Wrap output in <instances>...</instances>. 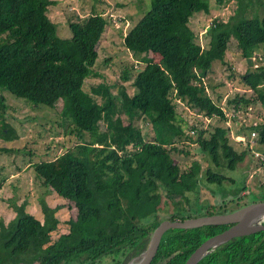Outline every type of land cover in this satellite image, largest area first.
<instances>
[{
	"label": "trees",
	"instance_id": "obj_1",
	"mask_svg": "<svg viewBox=\"0 0 264 264\" xmlns=\"http://www.w3.org/2000/svg\"><path fill=\"white\" fill-rule=\"evenodd\" d=\"M227 1L215 3L221 6ZM237 2L228 20H212L205 49L196 41L190 19L195 13H208L209 0H149L137 22L125 33L119 30L124 50L144 65H126L113 83H94L88 80L104 79L95 67L109 23L103 14L76 17L68 22L69 36L60 37L48 16L56 0H0V139H18L5 121L4 91L34 106L59 109L57 125L70 135L71 143L47 159L44 156H50L53 148L49 143L43 153L36 151L34 140L22 148L26 151L29 146L23 154L32 155L33 148L39 156L30 161L37 182L74 210L67 233L51 242L49 232L58 221L55 213L60 206L52 208L40 201V220L26 211L25 203H14L15 217L7 224L0 220V264H66L83 253L94 258L102 248L126 241L130 245L125 264L145 248L147 239L142 237L159 224L162 194L178 209L188 193L198 194L203 178L220 184L227 178L225 172L243 162L251 148L248 144L235 149L228 127L210 130L209 124H189L177 111L180 101L206 118L227 121L222 95L213 98L207 91L205 79L212 64L225 62L231 40L246 61L264 45V12L247 16L245 4ZM153 54L159 56L157 61ZM249 65L236 76L255 95L228 99L234 115L252 103L264 109V65L253 70ZM130 80L132 94L123 85ZM140 121L147 131H142ZM248 129V135L255 131L256 150L264 160V121ZM194 142L207 157L205 170L199 161L181 169L172 157L173 151L188 154L184 147ZM13 150L21 149L0 145V154ZM258 165L263 166L260 159ZM215 227L169 229L151 264H184L203 239L216 233ZM206 229L210 232L200 238V230ZM223 263L264 264V231L228 241ZM198 264L218 263L210 257Z\"/></svg>",
	"mask_w": 264,
	"mask_h": 264
},
{
	"label": "rangeland",
	"instance_id": "obj_2",
	"mask_svg": "<svg viewBox=\"0 0 264 264\" xmlns=\"http://www.w3.org/2000/svg\"><path fill=\"white\" fill-rule=\"evenodd\" d=\"M241 1L245 4V13L247 16H261L263 14L264 0ZM209 3L210 10L208 13H195L190 19V26L196 33V41L205 49L209 41L206 33L212 20L219 18L226 21L235 13L238 7L237 0H229L221 6H218L215 0H209ZM148 6L149 0H56V4L49 7L48 16L56 24L57 34L60 37L69 36L70 30L68 22L76 19V17L84 18L92 12H96L103 14L108 19V26L100 39L99 55L95 66L104 75V79L102 77H95L90 78L88 81L94 83L102 81L113 83L119 78L121 70L126 65H144L143 63L134 62L130 54L124 50L121 44L119 30L121 29V32L125 33L137 22L144 11L149 8ZM262 54L264 55V45L258 48L255 56L248 63L240 55L235 40H231L225 54V62L214 61L211 71L205 79L208 87L207 91L213 98L217 94L222 95L220 103L226 115L230 117L228 130L231 133L228 131V135L230 136V134L236 133L238 129L239 132L243 133L242 136L240 135L241 138L230 139L231 144L237 150H243L248 146V126L264 121V109L259 103H252L246 107H241L240 111L235 114V118H233L234 116L231 117L234 114L233 110L227 101L237 94H244L249 98L254 97L255 93L243 85V83L239 82L236 74L244 73L249 64L250 70L264 65ZM152 59L157 61L159 56L153 54ZM130 82L131 80L123 83L128 94L133 93V87ZM219 82L223 84L219 85ZM213 86L215 87L213 88ZM85 87L88 88V85ZM4 93L8 105L5 113V121L14 127L18 139L10 142H3L0 139V145L19 147L22 151L16 152L13 150L12 152L0 154V220L4 224H7L15 217L14 203L16 206L25 203L26 211L34 214L40 220H43L40 201L47 203L52 208L60 206L55 213L58 221L55 222L53 229L49 232L50 241L53 242L57 240L60 234L67 233L69 230L68 219L73 216L74 210L57 193L47 191L37 182L34 171L35 165L30 163V161L32 158L38 159L39 156L33 148H31L33 150L32 155L23 154L29 151V146L26 147V151H23L22 147H24L26 141L31 143V140H34L38 148L36 151L43 153L45 152V143H49L53 148L49 152L50 156L44 157L45 159L53 158L71 143L69 141L70 135L65 134L63 127L57 125V122L60 121L58 117L61 116L59 109L49 108L43 105L34 106L29 101L23 98H17L7 91H4ZM177 111L182 119L189 124L199 125L200 127L201 125L206 127L209 124L210 130L218 125L226 127V123H223L218 118H206L197 112V110L180 101L177 103ZM139 124L143 132L148 130L143 122L140 121ZM188 132L191 134V131ZM177 146L181 149L183 147L180 143ZM184 149L188 151V154L172 152L173 159L179 164L181 169H187L193 161H199L202 169H206L209 165L206 160L207 157L200 150L196 142L185 146ZM254 149L259 148L255 146ZM225 171L227 170L222 169V172ZM229 174L234 178L236 175H243L245 178L243 182L238 181V183H234L235 185H228L229 188H225V183H223L224 187L219 185L212 186L214 191H232L242 183L245 186V190L242 192L250 193L244 198L246 200L244 204L248 201L264 199V166L261 167L258 165V160L254 154L251 155L248 152L243 162L235 167L233 173L229 172ZM204 182L205 180L203 178V181L200 183L202 184ZM188 194L192 196V194ZM199 197L202 199H210L209 201L212 202V196L203 189H201ZM225 198L227 199L228 197ZM165 199V195L162 194L160 215L169 214L174 209V205L169 200L165 201Z\"/></svg>",
	"mask_w": 264,
	"mask_h": 264
},
{
	"label": "water",
	"instance_id": "obj_3",
	"mask_svg": "<svg viewBox=\"0 0 264 264\" xmlns=\"http://www.w3.org/2000/svg\"><path fill=\"white\" fill-rule=\"evenodd\" d=\"M251 58H247L249 62ZM226 196L219 194V198ZM229 226L199 244L184 264H197L205 255L234 238L264 231V199L248 201L246 204L225 213L190 217L184 220H162L149 235L147 246L131 257L125 264H151L164 233L169 229H192L209 225Z\"/></svg>",
	"mask_w": 264,
	"mask_h": 264
},
{
	"label": "flooded vegetation",
	"instance_id": "obj_4",
	"mask_svg": "<svg viewBox=\"0 0 264 264\" xmlns=\"http://www.w3.org/2000/svg\"><path fill=\"white\" fill-rule=\"evenodd\" d=\"M219 169H222V168H219ZM234 170H230V171L225 172L227 178H225V180H223L222 183H220V184H217L215 182L214 183H208L206 181L204 183H202L198 189L199 192L197 195L194 192H190V194H192V196L187 194L188 199L183 197L182 198L183 203L178 209H176L174 207L173 211L170 212L169 214L160 215V218H161L160 222L164 219L170 220V218H173L172 220H177V219L184 220V219H187L190 217L225 213V212L232 211V210L244 205V202H246V200L244 198H246L248 196V194H250V193H245V192H242L243 190H240L244 186V185H242V183L240 184V186H236V188H234L232 191L224 189L225 191L223 192V195L228 197L227 199L226 198H219V194H222V192L214 191V189L212 188V186H218V185L224 187L223 183L226 184L225 188H229L228 185H235L234 183H238V181L243 182V180L245 178L243 175L242 176L236 175L234 178V177H232V175L229 174V172L233 173ZM201 189H203L204 191H207L208 194L210 196H212V198H211L212 202L209 201L210 199H207V198L202 199L201 197H199ZM182 206L185 207L184 210L181 209ZM214 226H216L215 227L216 233H219V232L223 231L224 229H226L229 226V224L214 225ZM203 227H206V226H203ZM198 228H202V227H198ZM192 229H194V228H192ZM150 232L146 236L142 237V239L143 238L147 239V243L149 240ZM206 232H210V231H208L207 229L206 230H200V232H199L200 238H203L205 236ZM165 233H164V235H165ZM216 233H214V234H216ZM209 237H211V236H208L205 239H203L201 241V243ZM147 243H146V246H147ZM227 243L228 242L223 243L220 246H218L215 250H213L212 252L205 255L202 259H200L198 261V263L201 260H203L204 258L212 257L213 259H216L218 264H224L223 259H224V254L226 251V244ZM129 245L130 244L128 242L124 241L121 244H119V245H117L111 249L102 248V251L98 255H96L94 258L88 257L87 254L83 253L78 258L69 260L66 264H122L128 255ZM208 256H210V257H208Z\"/></svg>",
	"mask_w": 264,
	"mask_h": 264
},
{
	"label": "built area",
	"instance_id": "obj_5",
	"mask_svg": "<svg viewBox=\"0 0 264 264\" xmlns=\"http://www.w3.org/2000/svg\"><path fill=\"white\" fill-rule=\"evenodd\" d=\"M254 136H255V131L251 130V132L249 133V139H248L249 140V147L251 148L250 151H251V153H253L255 155V157L258 160L260 159L262 161V165L264 166V160H263L262 152L254 149V147H255Z\"/></svg>",
	"mask_w": 264,
	"mask_h": 264
},
{
	"label": "crops",
	"instance_id": "obj_6",
	"mask_svg": "<svg viewBox=\"0 0 264 264\" xmlns=\"http://www.w3.org/2000/svg\"><path fill=\"white\" fill-rule=\"evenodd\" d=\"M233 115H234V114H233ZM234 116H235V115H234ZM229 118H230V117H228L227 121H225V122L223 121V123H226L225 125H226V127L228 126V128H229V126H230V124H229V122H228V121L230 120ZM213 119H214V118H213ZM238 122H239V121H238ZM238 122H237V123H238ZM228 131H229V130H228ZM229 132L231 133V131H229ZM230 133H229V134H230ZM242 134H243V133L239 132V129H238V130L236 131V133L230 134V138H231L232 140H233V139H237V138H241L240 135L242 136ZM238 135H239V136H238Z\"/></svg>",
	"mask_w": 264,
	"mask_h": 264
}]
</instances>
